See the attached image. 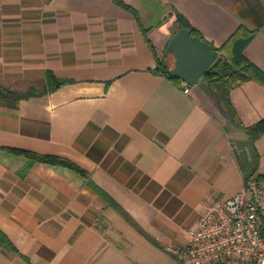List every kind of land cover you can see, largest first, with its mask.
Wrapping results in <instances>:
<instances>
[{
	"label": "crops",
	"instance_id": "crops-1",
	"mask_svg": "<svg viewBox=\"0 0 264 264\" xmlns=\"http://www.w3.org/2000/svg\"><path fill=\"white\" fill-rule=\"evenodd\" d=\"M122 1L139 20L113 0H0V88L26 90L48 70L70 79L0 104V229L17 249L1 247L0 264H175L166 246L184 244L203 208L247 173L264 172V135L256 161L214 100L218 87L200 78L185 92L156 71L176 11L215 46L240 24L257 29L244 54L264 71V0ZM230 98L244 125L264 117L261 83ZM11 149L68 159L87 176Z\"/></svg>",
	"mask_w": 264,
	"mask_h": 264
},
{
	"label": "trees",
	"instance_id": "trees-1",
	"mask_svg": "<svg viewBox=\"0 0 264 264\" xmlns=\"http://www.w3.org/2000/svg\"><path fill=\"white\" fill-rule=\"evenodd\" d=\"M113 1L132 12L136 19L139 20L138 12L133 6L122 0ZM175 20L177 25L175 28L173 27L171 33L181 26L191 29L193 34L203 38L201 32L179 11L175 12ZM144 31L147 33L148 30L144 29ZM256 33L257 29H250L245 25L240 24L220 46H215L210 42L212 49L218 51V56L201 79L218 87V90L216 89V91L212 92L214 100L219 105H222V109H224L230 120L236 126H240L244 129L248 137V142L252 147L254 153L253 156L255 160L258 161L259 152L256 148V141L264 135V117L250 125H244L230 98V91L244 82L253 80L264 85V71L244 54L246 46L254 38ZM156 71L172 81L179 83L183 82L179 77L174 75L172 66L168 60V52L164 49L162 53L157 54ZM69 81L70 79L58 78L51 70H48L45 72L44 78L40 84L32 85L26 90L17 91L9 88H0V104L15 107L22 99L47 94ZM184 84L185 86H188V84ZM11 151L25 156L28 159L29 164L36 161L62 164L76 170L85 177L87 176L84 170L65 158L38 154L22 149H11ZM246 176H255L260 182H264V172L256 173V169L251 171V173H247ZM88 184L104 199V201H106L108 205L116 209L128 222L134 225L139 231L143 232L142 228L135 222L129 213H127L104 189L92 181H88ZM1 247H8L11 250H17L7 235L0 229V248Z\"/></svg>",
	"mask_w": 264,
	"mask_h": 264
},
{
	"label": "built area",
	"instance_id": "built-area-1",
	"mask_svg": "<svg viewBox=\"0 0 264 264\" xmlns=\"http://www.w3.org/2000/svg\"><path fill=\"white\" fill-rule=\"evenodd\" d=\"M187 234L166 246L175 264H264V182L246 176L236 193L208 203Z\"/></svg>",
	"mask_w": 264,
	"mask_h": 264
},
{
	"label": "water",
	"instance_id": "water-1",
	"mask_svg": "<svg viewBox=\"0 0 264 264\" xmlns=\"http://www.w3.org/2000/svg\"><path fill=\"white\" fill-rule=\"evenodd\" d=\"M164 50L174 56V75L188 85L195 84L218 56L209 41L181 26L167 35Z\"/></svg>",
	"mask_w": 264,
	"mask_h": 264
},
{
	"label": "rangeland",
	"instance_id": "rangeland-1",
	"mask_svg": "<svg viewBox=\"0 0 264 264\" xmlns=\"http://www.w3.org/2000/svg\"><path fill=\"white\" fill-rule=\"evenodd\" d=\"M154 38H155V36H154ZM168 60L170 61V65L173 66L174 65V57L171 53H168ZM263 160H264V158H263Z\"/></svg>",
	"mask_w": 264,
	"mask_h": 264
}]
</instances>
